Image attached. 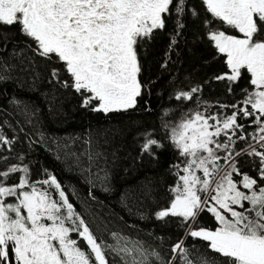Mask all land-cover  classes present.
<instances>
[{
	"label": "snow or ice",
	"instance_id": "obj_1",
	"mask_svg": "<svg viewBox=\"0 0 264 264\" xmlns=\"http://www.w3.org/2000/svg\"><path fill=\"white\" fill-rule=\"evenodd\" d=\"M0 264H264V0H0Z\"/></svg>",
	"mask_w": 264,
	"mask_h": 264
},
{
	"label": "trees",
	"instance_id": "obj_2",
	"mask_svg": "<svg viewBox=\"0 0 264 264\" xmlns=\"http://www.w3.org/2000/svg\"><path fill=\"white\" fill-rule=\"evenodd\" d=\"M9 31H15L14 29H10ZM163 55V43H160L158 48L155 51V59H159ZM207 53L204 52L202 49H198L195 54L188 53L184 56L182 61V66L177 65L176 69L174 71H179L181 78L184 77H190L192 81L203 83L204 81L208 80L215 72H217L221 67L222 64L218 63H210L205 65L203 63L202 57H206ZM244 82H241V87H243ZM203 98L208 101H215L217 99L221 101H225V93L223 86L215 81H212L211 83L204 84V90H203ZM237 98H239V89H237ZM231 97H228V100H231ZM71 104L69 107V115L71 119L68 121L66 125H60L57 126V131L63 134L64 132H73V131H80L85 124L89 123L90 121L92 123H96L99 118L95 116H88L85 115L82 112H71ZM175 107L174 104H171L167 98V96H164L162 99H159L158 101L154 98L153 100V107L155 111L158 113L161 110V107ZM186 109H179L177 108L175 114L173 115V120H178L181 116L182 111ZM216 109H213L215 111ZM143 119L151 124L156 122L157 118L155 113L153 115L144 116ZM40 162L44 164L45 166L49 167L51 170L54 171V173L57 175L58 179L61 180V182L67 186V188H75L80 193V199H76L74 195L70 194V198L72 199L73 203L77 207L79 211H84V204H83V198L86 197L88 188L86 185H84L76 176L71 175L69 173H66L62 170L61 164L56 162L51 157H48L44 152L40 153V156L38 157ZM247 169V165H245V169ZM97 195L101 199H107L105 194L97 192ZM114 203V201H113ZM119 211V209H117ZM123 215V213H121ZM202 222L209 226H214V221L209 216L202 217ZM141 227H144L145 230H148L150 227L147 222H142ZM169 231H172L169 229Z\"/></svg>",
	"mask_w": 264,
	"mask_h": 264
}]
</instances>
